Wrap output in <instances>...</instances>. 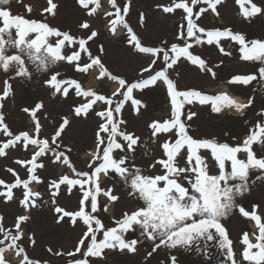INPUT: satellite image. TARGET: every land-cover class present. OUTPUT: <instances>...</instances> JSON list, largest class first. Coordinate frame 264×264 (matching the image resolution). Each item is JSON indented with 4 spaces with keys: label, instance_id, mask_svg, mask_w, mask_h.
Instances as JSON below:
<instances>
[{
    "label": "snow or ice",
    "instance_id": "6c2138e0",
    "mask_svg": "<svg viewBox=\"0 0 264 264\" xmlns=\"http://www.w3.org/2000/svg\"><path fill=\"white\" fill-rule=\"evenodd\" d=\"M10 2L11 0H0V70L28 80L35 74L43 76V84L50 89L53 97L60 95L66 98L70 89L74 90L76 96L86 100L74 107V116L87 117L90 111H94L100 121L95 133V149L89 153V171H79L72 165L68 155L72 151L71 147L65 145V150H59L63 142L62 136L71 123L67 116L61 119L50 137L41 138L43 125L38 113L44 108V104L42 101L38 102L31 109H23L30 115L34 125L33 132L14 134L3 114L4 101L13 91L8 80L0 94V134L8 137L6 141L0 142V157H6L7 150L17 146H22L24 150H28L30 146L36 149L30 160L15 161L26 167L28 179L22 180L14 169L8 168L7 171L15 177V181L6 183L0 179V186L5 189L0 191V197L6 202L12 201L13 189L22 188L23 198L20 204L26 210L39 207L37 201L41 194L33 192L30 184L43 183L37 170L43 169L45 165L38 161L48 153H52L53 163L68 166L72 173L71 176L65 174L51 181L49 187L52 189V203H57L55 197L59 196L61 186L69 194L73 189L82 194L79 198V210L68 211L58 205L54 208L57 224L68 218L73 226L77 223L85 226L74 251H58L54 254L73 257L69 264H91L90 258L104 259L105 250L136 254L138 246H147L150 248L146 254L148 258L153 257L158 250L198 248L201 240L214 241L219 238V247L225 251L228 260L231 264H238L232 247L233 241L229 239L222 223V220L238 210L242 216L254 221L258 228V235L253 233L255 243L247 232L243 234V261L264 264V219L256 211H246L238 200L250 191V176L253 171L259 173L257 179L264 180V155H258L256 151V148L264 151V110L257 113L261 119L255 122L249 129V134L239 144L231 145L215 138L193 137L189 132V122L197 113H185V105H210L211 112L215 114L235 110L244 115L245 110L254 105V97L249 98L247 103H241L227 93L208 95L196 89L179 90L169 74V70H175L183 59L215 78L213 67L208 66L207 61L194 54L191 49L194 45H215L221 54L230 56L232 53L222 45V41L228 40L239 46V58L242 61L261 65L258 75H234L228 83L247 86L258 78L264 80V39H247L244 34L228 27L206 29L197 23L209 10L219 17L218 6L225 0H170L168 5L160 6L163 12L182 10V19L186 22L180 25L178 43L171 44L167 50L164 47H148L142 45L125 20L130 11L131 0H126L122 7L117 4V0H108L114 9L104 13L110 18L108 31L116 35L118 26H123L130 36L128 43L135 51L152 56L148 66L141 69V78L136 82H129L108 71L101 58L104 52L102 45L99 47L101 55L92 54L89 42L98 36L97 31L92 30L87 37H77L70 31L50 25L46 18H26L21 14H13L10 8L5 7ZM77 3L88 10L87 14L90 16H95L102 8L101 0H77ZM235 3L239 5L240 15L245 20L264 16V7L258 6L253 0H235ZM47 5L43 13L55 16L58 4L54 0H47ZM90 5L93 7L89 8ZM194 8L199 10L194 13ZM25 9L29 14L32 12L31 5H25ZM79 28L89 30L91 25L84 21L79 24ZM82 54L87 56L88 62H81ZM161 54L162 68L154 70L153 66L161 59ZM60 63L72 65L79 73H88L90 69L96 68L99 70L98 79L107 77L116 82L118 87L111 95L85 89L78 80L62 78L60 72L53 70ZM144 73H148L146 78ZM158 82H163L167 87L171 116L149 124L153 143L159 141L161 136L165 139L159 143L160 156H153L148 165V169L159 168V172L148 174V169L135 162L141 139L128 130L122 113L125 105L130 102L129 107L138 115L145 105L134 96V91H143ZM98 103L104 105L100 110L94 107ZM205 152L208 153L207 156L204 155ZM241 153L244 154L243 158ZM110 174L119 181L124 194L140 201L141 206L132 211H122L119 217L112 218L114 226L107 227L94 214L101 210L107 212L111 204L121 199L115 185L102 186L103 179L110 177ZM101 196L105 198L103 203L99 199ZM89 208L90 211L86 210ZM3 219L0 216V264H8L3 253L11 248H15L18 254H24L22 264H38L27 256L19 243L24 237L22 224L29 221L30 216H18L13 226L15 231L5 228ZM28 239L35 245L34 234ZM48 251L52 252V249L49 248ZM78 253L80 258H75ZM148 264H151L150 260ZM168 264H177V256L171 255Z\"/></svg>",
    "mask_w": 264,
    "mask_h": 264
},
{
    "label": "rangeland",
    "instance_id": "374dc122",
    "mask_svg": "<svg viewBox=\"0 0 264 264\" xmlns=\"http://www.w3.org/2000/svg\"><path fill=\"white\" fill-rule=\"evenodd\" d=\"M54 2L58 4L55 16L43 13V9L48 6L47 0H22V2L21 0H11L10 4L5 7L10 8L13 14H21L26 18H46L50 25L61 30L70 31L77 37H87L92 30L97 31L98 36L89 42L92 54L101 55L99 47L102 45L104 48L101 56L102 62L110 73L129 82H136L141 78V69L148 66L152 56L135 51L133 46L128 43L130 36L123 26L117 28L116 35H112L108 31V20L110 18L103 14L104 11L108 10V7L102 3V8L97 11L101 12L102 15L90 16L87 14L88 10L78 5L77 0H54ZM253 2L264 7V0H253ZM125 3L126 0H117V4L121 7ZM169 3L170 0H131L130 11L125 20L138 36L142 45L164 47L167 50L171 44L178 43L177 35L180 31V25L186 24V22L182 19L184 15L182 10H177L174 13L163 12L160 6ZM25 5H31L32 12L30 14L27 13ZM109 6L111 7L110 11H114L110 3ZM89 8H91V5ZM198 10V8H194V13ZM218 11L220 13L219 17L209 10L200 17L197 23L206 29L228 27L234 32L244 34L247 39H264V16L245 20L240 15V7L235 3V0H225L221 6H218ZM141 14H143V20H141ZM84 21L91 25L89 30L79 28V24ZM222 45L232 53L230 56L221 54L215 45H194L191 49L194 54L205 59L208 66L213 67L216 72L215 78L211 74L201 72L196 66L183 59L175 67V70H169V74L176 82L179 90L196 89L208 95L227 93L232 98H239L241 103H247L249 98L254 97V105L246 109L244 115L235 110H231V113L215 114L211 112L210 105L202 106L198 103L185 105V113L188 111L197 113V116L189 122V132L193 137L215 138L220 142L236 145L246 138L249 129L261 119L257 113L264 110V80L258 78L247 86L229 84L228 81L234 75H258V68L261 65L256 62L242 61L239 58L240 53L237 44L224 40ZM81 62H88L86 55L82 54ZM217 65L219 66L217 67ZM153 67L154 70H161L162 54L161 59ZM53 70L60 72L62 78L76 79L82 84L83 88L94 89L100 94L111 95L118 87L116 82L107 77L98 79L99 70L96 68L90 69L88 73H79L75 71L72 65L60 63ZM143 76L146 78L148 73H144ZM43 79L44 77L39 74H35L30 80L22 79L15 77L14 73H5L0 70V94L3 93L6 80L12 85L13 90L12 94L4 101L3 114L5 122L14 134H19L22 131L32 133L33 122L30 115L25 113L23 109L25 107L31 109L36 103L42 101L44 108L38 113L40 122L43 125L41 138L50 137L61 119L67 116L71 123L62 136L63 142L59 150H65V145L71 147L72 151L68 155L72 165L79 171H89L88 163L91 160L89 153L95 149V133L100 122L99 118L94 111H90L87 117L74 116V107L86 102V100L76 96L72 89H70L69 96L66 98L60 95L53 97L50 89L43 84ZM134 96L141 99L145 107H142L137 115L131 110L129 107L130 102H128L122 115L127 121L128 130L134 132L141 139L135 154V162L138 166L148 169L152 157L160 156L159 143L165 139L164 136H161L159 141L153 143L149 124L153 121H163L170 118V97L163 82H158L157 85L143 91L136 90ZM94 107L96 110H100L104 105L98 103ZM7 139L8 137H3L0 134V142ZM53 147L55 146L53 145ZM35 150L32 146L28 150H24L22 146L7 150L8 155L0 157V179H3L6 183L15 181V177L7 171L8 168L14 169L22 180L28 179L26 167L15 163V161L30 160ZM256 151L258 155H264V151L261 149L256 148ZM85 153L89 155V159ZM204 155L207 156L208 153L205 152ZM240 156L243 158L244 154L241 153ZM38 162L45 165L43 169L37 170V174L41 177L43 183L33 182L30 184V188L33 191L40 192L41 196L37 201L40 206L26 210L20 204V200L23 198V189H13L14 198L12 201L6 202L4 198L0 197V216L4 218L3 226L15 231L13 226L17 217L25 214L29 215L30 220L22 224L24 237L19 242L20 247L24 248L27 256L37 261L38 264H69V261L74 259L73 257L55 255L54 253L74 251L85 226L82 223L73 226L68 218L57 224L54 208L58 205L68 211L79 210V198L82 194L76 189H73L72 193L69 194L64 186H61L59 196L55 197L57 203L53 204L52 189L49 187L51 181L65 174L71 176V170L66 165L51 164L50 155L48 154L40 158ZM153 171L159 172V168L156 170L148 169V174H152ZM258 175L259 173L252 172L250 191L238 200L246 211H256L264 219V180L257 179ZM113 185H115L118 194L121 195V199L117 203L111 204L107 212L101 210L99 213L94 214L98 215V218L107 227L114 226L112 218L119 217L122 211H132L141 206L140 201L130 199L124 194L121 184L116 178H112L111 174L110 177L103 179L102 186L112 187ZM4 190L3 186H0V191ZM99 199L103 203L105 198L101 196ZM86 210L90 211V208ZM222 223L227 230L229 239L233 241L232 247L238 264H249V262L241 260L243 259L242 252L245 247L242 244V237L247 232L251 241L256 242L253 233L258 235V228L255 226V222L242 216L236 210L227 219L222 220ZM33 234L36 241L35 245H32L28 239ZM135 235H138V233ZM138 247L139 250L136 254L105 250V258H90L91 264H148L149 260L151 264H168L171 255L177 256V264H221L222 260L227 258L225 251L219 247V238L214 241L201 240L198 248L158 250L153 257L148 258H146V254L150 251V248L147 246ZM49 248L52 249V252L48 251ZM253 251L256 250L253 249ZM3 255L8 264H22L24 254H18L15 248L8 249ZM75 258H80V254L78 253Z\"/></svg>",
    "mask_w": 264,
    "mask_h": 264
},
{
    "label": "bare ground",
    "instance_id": "6f19581e",
    "mask_svg": "<svg viewBox=\"0 0 264 264\" xmlns=\"http://www.w3.org/2000/svg\"><path fill=\"white\" fill-rule=\"evenodd\" d=\"M233 99H236L237 101L240 102L239 98L234 97ZM226 113H231V110H225L224 112H222V114H226Z\"/></svg>",
    "mask_w": 264,
    "mask_h": 264
},
{
    "label": "flooded vegetation",
    "instance_id": "af4514ba",
    "mask_svg": "<svg viewBox=\"0 0 264 264\" xmlns=\"http://www.w3.org/2000/svg\"><path fill=\"white\" fill-rule=\"evenodd\" d=\"M227 259V260H226ZM227 263H231L228 258H225L222 260L221 264H227Z\"/></svg>",
    "mask_w": 264,
    "mask_h": 264
}]
</instances>
